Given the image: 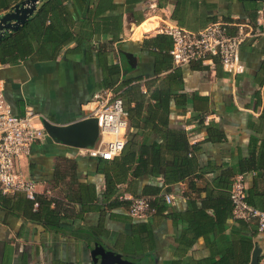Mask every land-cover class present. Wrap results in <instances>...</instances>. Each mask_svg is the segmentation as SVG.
<instances>
[{"label":"crops","instance_id":"crops-1","mask_svg":"<svg viewBox=\"0 0 264 264\" xmlns=\"http://www.w3.org/2000/svg\"><path fill=\"white\" fill-rule=\"evenodd\" d=\"M62 1L63 13L52 17L57 32L51 44H63L57 54L41 58L42 41L36 40L29 58L0 63V87L15 115L23 116L32 109L62 126L90 117L95 95L113 92L104 87L105 68L122 66L120 51L136 58V67H130L126 79L143 77L141 90L148 96L146 83L150 85L173 71L157 76L159 54L146 44L159 35L172 40L160 32L162 27L174 24L198 33L215 23L246 24L256 11L257 27L250 29L251 36L240 47L242 73L232 74L212 64L176 68L188 103L186 112L172 103L169 124L186 130L190 144L199 147L195 156L204 177L196 180L198 188L212 182L223 169H237L240 160L264 149V1ZM121 98L127 106L128 99ZM197 115L206 117L204 125L195 120ZM209 125L223 133L222 141L208 140L205 126ZM133 135L130 129L127 139ZM154 142H161L155 133L148 136V144ZM104 168L103 160L80 155L78 149L48 136L35 144L18 169L37 183L40 197L59 202L63 209L68 206L72 216L56 225L46 216L35 215L24 194L0 192V264H94L95 244L137 264H251L256 247L264 254V232L256 234L250 225L234 219L225 227L213 226L214 209L205 207V197L191 191L189 181L172 187L175 205H167L166 213L137 220L125 209L108 208ZM245 177L247 188L252 187L254 175ZM131 181L119 185L121 194L141 195L145 185L161 180ZM197 210H206L209 217L195 219ZM131 242L138 245L132 249L135 252L124 253Z\"/></svg>","mask_w":264,"mask_h":264},{"label":"trees","instance_id":"trees-1","mask_svg":"<svg viewBox=\"0 0 264 264\" xmlns=\"http://www.w3.org/2000/svg\"><path fill=\"white\" fill-rule=\"evenodd\" d=\"M20 0H0V13L10 9ZM87 1V0H82ZM251 3H256L251 1ZM62 0H48L38 11L37 15L23 26L19 31L10 34L0 42V63L14 64L29 58L33 54V41H42L40 50L44 53L41 58L54 57L57 51L63 47V44H51L55 40L57 28L53 24V15L59 12L63 13ZM60 8V9H59ZM59 9V10H58ZM50 21V23H49ZM229 34L234 36L237 33V25L240 22L226 23ZM250 29L257 27V12L251 14L249 22L246 23ZM249 31V30H248ZM41 37H44L42 40ZM149 47L156 49L157 67L156 75L159 76L165 71L173 70L165 78H157L148 87V96L141 90L143 77L127 80L129 74L123 73V66L109 65L105 68L107 76L104 77V87L110 88L119 97L127 98L128 105L126 110L129 113V125L133 131V137L127 139V143L122 155L113 161H103L106 177V192L104 202L108 208H121L128 211L131 201L123 200L124 194L120 193L119 185L124 184L131 179L133 183L138 184L141 180L148 178L160 179L158 183L145 185L141 195L135 194L134 197H147L150 199L152 213L149 217L159 215L169 211L165 202V195L172 192V187L182 182L189 181L191 191L200 193L205 197V207L212 208L215 211V220L213 226L225 227L229 219H234L241 225H250L254 233H259L257 223L253 221H243L235 219L233 216V202L231 200V190L235 178L240 175L253 174L252 187L247 188L248 204L264 212V149L258 155H252L246 160H240L237 169H223L219 176L212 182L206 181L204 188H198L196 180L204 177L199 172L197 158L195 153L199 149L198 145H191L188 134L184 129H174L170 127L171 105L175 103L177 107L186 112L188 97L181 92V86L176 78L177 69L173 63L170 51L173 42L167 36L159 35L146 41ZM50 50L55 53L50 54ZM215 67H218L219 61L215 60ZM200 65V63H193ZM177 68V69H176ZM130 69V67L128 68ZM151 87H155L151 90ZM195 120H200L199 124L204 125L206 117L196 116ZM208 140L220 142L224 138L223 133L213 125L205 126ZM157 134L161 142L148 144V136ZM165 190V193H164ZM26 197V195H25ZM29 201L31 208L35 210V215L46 216L50 223L59 224L63 220L69 219L72 211L68 208L63 209L59 202H55L48 197L36 195L35 200ZM35 203L38 207L35 208ZM54 205V208L51 206ZM70 206V205H69ZM173 215V214H171ZM175 216V215H174ZM209 217L206 210H197L194 218L200 220L202 217ZM147 230V226H145ZM196 229L200 228L199 223ZM264 232V231H263ZM137 242V241H135ZM142 245V238H140ZM130 247L124 249V253H134V242ZM128 245V244H126ZM121 246V245H120ZM251 247H249L250 252ZM264 258V254L260 259Z\"/></svg>","mask_w":264,"mask_h":264},{"label":"built area","instance_id":"built-area-1","mask_svg":"<svg viewBox=\"0 0 264 264\" xmlns=\"http://www.w3.org/2000/svg\"><path fill=\"white\" fill-rule=\"evenodd\" d=\"M237 27L234 36L229 34L228 26L224 23L212 24L198 33L174 24H166L160 32L172 39L173 47L170 55L175 67H184L193 63H200L203 66L214 65L215 60H218L226 72L240 74L244 70L239 55L240 47L251 36V32L246 24L241 23ZM90 117H95L98 121L99 138L94 147L78 149L79 154L103 161L119 158L125 149L130 132L129 113L124 100L110 90L96 94ZM43 120L45 118L32 109L26 110L23 116L15 115L6 100L3 88L0 87V192L2 194L22 193L31 200H35L38 195L37 183L25 178L18 169V164L21 159L30 155L35 144L48 136ZM121 198L131 201L128 214L133 219H147L153 212L150 199L147 197L123 195ZM246 199L247 181L245 175L240 174L235 178L231 190L233 216L246 222L254 220L258 225V231L263 232L264 212L248 204ZM165 202L169 206L175 205L174 196L166 194ZM37 207L38 203H35V208ZM258 264H264V258L260 259Z\"/></svg>","mask_w":264,"mask_h":264},{"label":"water","instance_id":"water-1","mask_svg":"<svg viewBox=\"0 0 264 264\" xmlns=\"http://www.w3.org/2000/svg\"><path fill=\"white\" fill-rule=\"evenodd\" d=\"M45 0H21L4 14L0 15V41L11 33L17 32L25 26L37 11L38 6ZM264 1V0H240ZM123 72H128V67H136V58L120 51ZM45 131L53 141L58 144L76 149L92 148L99 138L98 121L95 117H87L69 125H57L43 120ZM262 250L256 247L251 264H258ZM94 264H137L126 259L121 253L104 249L95 244L92 247Z\"/></svg>","mask_w":264,"mask_h":264}]
</instances>
